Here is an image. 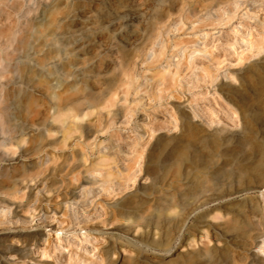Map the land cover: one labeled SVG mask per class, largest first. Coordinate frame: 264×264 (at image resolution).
I'll return each instance as SVG.
<instances>
[{"label":"rangeland","instance_id":"374dc122","mask_svg":"<svg viewBox=\"0 0 264 264\" xmlns=\"http://www.w3.org/2000/svg\"><path fill=\"white\" fill-rule=\"evenodd\" d=\"M258 73L264 0H0V264H187L207 239L167 205L200 176L209 230L239 210L244 234L192 264H264ZM172 145L206 168L149 172Z\"/></svg>","mask_w":264,"mask_h":264},{"label":"bare ground","instance_id":"6f19581e","mask_svg":"<svg viewBox=\"0 0 264 264\" xmlns=\"http://www.w3.org/2000/svg\"><path fill=\"white\" fill-rule=\"evenodd\" d=\"M240 85H244V86L248 85L249 87L252 86V88L254 89L253 91H255L257 96L260 97V96H262V93H264V74L258 73V76H256L255 78L248 77L244 81L240 80ZM256 101L261 105L264 103L263 99L262 100L259 99ZM262 120H264V119H262ZM243 125H244V129L246 131V137L247 138L251 137L252 128H253L252 123L249 120H244ZM255 145H256V148L259 150V152H261V154H262V150H261L259 144H255ZM103 147L106 148V145H103ZM183 147L184 146L176 147V146L172 145L169 149L163 150L162 154L160 156H158L159 158L157 157V159H158L157 161H159V163H157L156 161L152 162L151 164H149L147 166V170L151 173H154V172H157L159 169H161L163 171L164 176L167 174L175 173V174H177V176L180 175V176H184V177H188L189 175H191L192 173H194L197 170H204L206 168V165L204 163L205 161L203 162L204 163V165H203L202 163L199 162L198 158L191 157V155L189 154V151L187 150L188 148H186V147L183 148ZM100 156H102V155H100ZM238 166H239L237 168L238 173H244L246 171V169L249 167L246 163L240 164ZM213 170L216 171L214 174H220L222 176H225V178L230 176V174L227 171H224L222 169H219V168L215 169L214 168ZM196 179H197L196 182L194 183V185H192L191 192L186 193V194H188L187 200H183L182 198L177 200V197H178V194H177V195L172 196L168 200V205H167L168 210H173L172 213L175 212L174 208H177L179 206L181 207L178 218L175 221H173L174 226L178 225L177 228L188 217L189 214H191L192 212H195V211L197 212L195 217H194L196 223L193 224V226H192L193 232H195V233L190 232V234L187 235L184 238V240L187 238L186 239L187 241H194L195 237L197 236V233H198V236L200 239L201 238L207 239V242L203 243V245H204L203 249H199L196 252H194L193 254L188 255L186 258L183 259L184 260L183 262H186L187 264H192V262L195 261L196 259H198L199 257H201V255L209 256V259H212V260H214V258L216 259L217 255H221L224 258L231 257L233 255L231 254L232 248L230 246L231 241H229V240H232L233 238L238 237L235 241L239 240L240 243L242 242V241H240L239 237H241L244 234V231L242 230L244 218L241 215V212H239V210H237V211L232 210V211L227 212V213L225 212V214H227V215L230 213V215H228L229 216V227L233 232L231 234H229L228 232L222 230V234H221L220 232L218 233L216 231L209 230V227H211V225L213 223L212 219L218 216V212H217L218 211L217 209L219 206V198L218 197H220L222 194L218 195V193L215 192L217 189L216 182H215V188H214L213 183L210 182L211 180L208 177L200 176ZM103 181H106V179H103ZM206 192H212V193H210V195L209 194L207 195ZM226 200H223V201H226ZM211 201H215V203L213 204ZM210 202L213 205L207 206V204H209ZM204 205H205L204 208H199V207H202ZM72 214H73L74 219L78 218V216L76 215V212H73ZM171 219H172V217H171ZM168 222L170 223V222H172V220L168 219ZM196 231H197V233H196ZM169 232H171V231H169ZM166 234H168V233H166ZM166 236H168V235H166ZM169 236H170V233H169ZM168 238H167V240H168ZM211 238L213 240H215L213 246L209 245V241ZM187 241H185V242H187ZM163 242H165V241H163ZM181 246H183V244H181ZM162 247H163V245H162ZM260 251L264 253V248L260 247ZM194 264H201V262H195Z\"/></svg>","mask_w":264,"mask_h":264}]
</instances>
